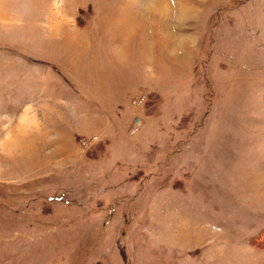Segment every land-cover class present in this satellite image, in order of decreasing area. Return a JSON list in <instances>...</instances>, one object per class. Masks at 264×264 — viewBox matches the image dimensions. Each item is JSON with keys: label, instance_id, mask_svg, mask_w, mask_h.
<instances>
[{"label": "rangeland", "instance_id": "374dc122", "mask_svg": "<svg viewBox=\"0 0 264 264\" xmlns=\"http://www.w3.org/2000/svg\"><path fill=\"white\" fill-rule=\"evenodd\" d=\"M0 264H264V0H0Z\"/></svg>", "mask_w": 264, "mask_h": 264}, {"label": "built area", "instance_id": "2783aa9c", "mask_svg": "<svg viewBox=\"0 0 264 264\" xmlns=\"http://www.w3.org/2000/svg\"><path fill=\"white\" fill-rule=\"evenodd\" d=\"M139 122H140V120H139V119H137V120H136V123H139Z\"/></svg>", "mask_w": 264, "mask_h": 264}]
</instances>
